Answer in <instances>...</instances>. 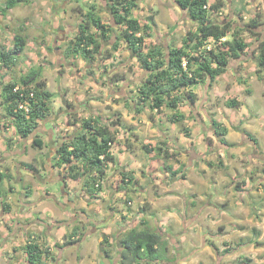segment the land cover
Segmentation results:
<instances>
[{
  "label": "rangeland",
  "instance_id": "rangeland-1",
  "mask_svg": "<svg viewBox=\"0 0 264 264\" xmlns=\"http://www.w3.org/2000/svg\"><path fill=\"white\" fill-rule=\"evenodd\" d=\"M110 2V0H22L15 7L5 9L6 0H0V50H11L16 34L25 39L23 51L9 66L0 63V156L4 151L3 146L8 151L16 140L22 142V137L16 131L14 123L4 116L1 85L18 80L30 69L40 67L42 70L38 80H43L45 88L53 93L50 100L51 111L46 119L50 121L46 123L47 127H51V121H54L58 133L64 134V137L69 139L75 136L80 128L79 123L72 125L68 122L69 118L73 120V117L82 120L90 116H98L103 121L111 118L108 123L118 118V123L126 126L117 137L118 141L112 145V151L117 159L116 162L108 165L106 171L108 181L104 186L102 184L104 194L102 197L92 195L95 198H90L85 191H81L79 195L81 198L75 203L76 207H81L99 223L110 220L109 223L113 228L118 226L127 229L135 225L140 226V220H144L146 225L143 226L160 232L162 239L158 252L161 259L152 262L143 261L142 264H264V206L262 205L264 147L263 150L256 149L255 143L248 136H244L242 140L241 135H236L234 130L235 135L227 136L231 140L229 143L234 146L232 145L230 149L225 148L219 136L213 133L214 125L211 122L221 120L226 126L236 124L235 129L239 132L241 129L251 130L257 122L260 123L259 120L251 117L255 111H264V79L257 80L255 72L250 70L252 54L248 53V49L243 53L244 55L242 54L249 57L246 59H250L247 60L249 65L246 66L243 75L246 80L250 76L254 77V83H251L250 79L247 83L250 86L247 88L254 90L252 96L246 94L245 98L244 94L240 95L237 90H231L236 75L232 71L221 75L211 88V94L208 92L210 89L208 82L204 80L199 83L194 88L198 98L196 103L183 109L196 128L193 133L194 139L193 141L184 139L182 138L184 123L168 122L171 111L167 108L160 110L145 108L137 115L133 112L135 116L131 118L134 100L132 97H136L138 85L148 73L142 69L124 41H121L118 49L114 51L111 50L114 37L101 40L103 54L107 51L112 53V57L107 59L101 58V55L93 61H87L81 56H64L67 45L74 40L80 16L92 3L96 5V13L101 16L102 22L111 25L119 32L120 27L109 12ZM139 2L144 3V7H140ZM210 2L213 3L215 0ZM137 3L139 7L134 10V16L142 24L153 23L150 29L151 36L146 39L150 46L160 45L163 48L169 44L180 46L181 39L188 31L194 32L197 29L198 24L187 12L176 9L175 0L146 2L137 0ZM221 10V16L212 15V20L222 22L227 18L243 24L258 12L262 14L261 19L264 20V0H223ZM91 30L95 31L94 28ZM242 36L251 44L249 50L252 46L256 47L255 37L248 33ZM253 56L255 59L257 51ZM230 63L234 65L233 60ZM115 78L120 79L116 81ZM233 95L235 98H244V107L247 106V109L243 111L239 108L228 109L224 101ZM123 96L128 98L127 103L122 100ZM57 97L60 99L58 98L59 103L55 105ZM242 112L245 115L242 116ZM136 119L140 123V133L134 135L131 120L136 121ZM242 122L248 125L247 128ZM40 123L42 127L43 121ZM111 126L115 128V125ZM160 129L164 134L169 135L165 147L160 145L162 139L158 134ZM127 131L130 133L128 134ZM201 134L203 138L200 140ZM18 136L19 139H16ZM256 139L259 145L264 146V133L257 132ZM144 144L150 147H163L162 150L168 152V158L165 159L164 154H158L156 150L147 152L143 147ZM164 162L171 165L173 170H179L178 166L181 164L186 166L184 176L181 177V173L172 175ZM126 163L131 164L128 170L126 167L129 164ZM33 165L38 169L39 162ZM39 170L43 174L46 173L44 165L40 164ZM49 170H51L50 166ZM15 171V167L9 164V172L14 178L11 185L16 188L13 198L10 199L12 204L9 209L12 208L13 213L17 214L22 197L27 191V182L36 184L39 180L35 176H29L27 179L24 177L22 182L16 183ZM123 172L133 176L129 187L122 188ZM187 178L193 182V190L197 194L206 193V201L214 202L218 196L221 197V214L212 208L201 214L197 212V208L192 214L179 215L193 222L192 225L189 223L185 230L184 223L176 227L165 223L162 228L160 222L162 220L166 222L168 215L166 217L161 215L160 207L150 216L151 211L147 206L157 197L173 192H185L184 180ZM81 180L74 182L67 179L68 188L77 191L78 189L75 188L83 185ZM6 184L7 180L0 187L3 193H7ZM51 188L61 194V181L53 182ZM61 205L69 207L66 202ZM59 208L60 205L55 204L54 217H52L53 212L47 209L45 213L48 217H40V219L47 223L59 219ZM38 212L40 216L41 210ZM109 212H112V215ZM117 215L119 218L113 220ZM16 217L22 221L26 219L25 215H16ZM28 218V221L35 219L31 215ZM79 224L80 230L83 229L85 232L87 220L80 221ZM31 232V228L26 232L18 230V236L11 242L17 247V250H13L11 244H5L3 236L5 232L0 231V253L12 255L11 261L13 260L14 264H25L26 255L21 247L28 241L27 237ZM39 234H37L38 240L44 233ZM2 254H0V264H5L4 260L7 256Z\"/></svg>",
  "mask_w": 264,
  "mask_h": 264
},
{
  "label": "trees",
  "instance_id": "trees-1",
  "mask_svg": "<svg viewBox=\"0 0 264 264\" xmlns=\"http://www.w3.org/2000/svg\"><path fill=\"white\" fill-rule=\"evenodd\" d=\"M21 1L6 0L5 9L13 8ZM110 1L109 12L114 22L120 27L119 32L111 25L102 22L101 16L96 13V5L92 3L80 16L74 40L67 45L64 56H81L87 61H93L101 55V58L107 59L112 57V53L107 51L103 54L101 40L114 37L111 46V50L114 51L118 49L120 42L124 41L142 69L148 73L139 83L134 98L136 113L146 107L150 110L167 108L171 111L168 116L171 122L182 121L185 113L180 111V106L183 103L192 106L198 99L196 92L192 89L204 80L211 86L216 77L227 70L232 60L239 59L249 49L251 44L242 36L245 33L255 37L257 42L255 48L257 76L261 77L264 72V20L261 19L260 12L243 24L235 23L227 18L222 22H216L211 18L212 12L222 8L223 0H215L208 8L204 6L210 0H175L178 7L187 12L198 26L196 31H188L181 39L180 46L169 44L163 48L160 45H148L146 39L151 36L150 29L153 23L142 24L134 16V10L138 8L137 0ZM92 28L95 31H92ZM24 46L25 39L16 34L13 48L8 51L0 50V63L9 66L23 51ZM41 70L40 67L32 68L18 80L1 85L4 116L14 123L16 131L22 138L31 136L40 121L45 119L51 111L50 100L53 93L45 88L43 80H38ZM245 82L244 80L243 83ZM20 103H26L28 110L20 108ZM224 105L239 107L240 101L231 97L224 101ZM68 122L72 125L79 123L80 128L75 136L69 139L63 138L61 141L57 148L56 165L64 167L65 179H82L83 189L92 197L96 190L101 189L109 163L115 161L112 145L118 139L117 130L111 125L116 126L121 123H118V118L112 123H105L97 116L82 120L73 117V120L69 118ZM212 124L214 125L212 131L215 136H219L220 142L232 146L224 138L227 128L215 120ZM184 129L188 134V130ZM241 132L253 143H257L250 132L243 129ZM32 144L42 147V141L38 135H34ZM143 147L147 152L156 150L158 154H164L165 159L169 156L161 146L150 147L144 144ZM26 165L28 169H35L32 164ZM164 165L172 175L181 173L184 167L182 165L179 170H173L171 165L165 162ZM123 175L122 188L129 187L133 176L126 172H123ZM180 175L183 177L184 173ZM10 176V172L0 170V187ZM140 224V226L128 227L122 232L119 239L118 264H142L143 261L152 262L161 259L158 252L161 234L143 226L146 225L144 220ZM76 233L77 229L73 234ZM27 239L28 241L21 247L26 255L27 263L46 264L43 258L47 259L50 256L48 247H41L36 235L34 237L30 235ZM74 241L75 239L67 237L64 244L68 245ZM108 241V238H104L102 243L105 244ZM105 253H108L107 249Z\"/></svg>",
  "mask_w": 264,
  "mask_h": 264
},
{
  "label": "crops",
  "instance_id": "crops-1",
  "mask_svg": "<svg viewBox=\"0 0 264 264\" xmlns=\"http://www.w3.org/2000/svg\"><path fill=\"white\" fill-rule=\"evenodd\" d=\"M144 1L146 2L147 0H144ZM139 5H140V7H144L143 6L144 3H142V2L141 3L139 2ZM139 5H138V7H139ZM175 7H176V9L179 8L177 4H175ZM255 48L256 47L252 46V48L250 50L248 49V53L252 54V57H251L252 62H251L249 67H250L251 71L255 72V77L257 80L258 79H264V72H262L261 77H258L257 73L255 71L257 68L256 62H255V59L253 56L255 54ZM243 55H241V57L239 59L233 60L234 65L230 63L227 70L224 73H222L216 77V79H215V81H213L212 85L209 86L210 89L208 92H210V94H211V88L214 86V84H216L218 82V79L221 77V75L228 73V71H232L236 75L234 78L235 83H233L231 90L232 91L237 90L240 95L244 94L245 98H246V96H252L254 90H249L248 88L250 86H248L247 83H248L249 79L251 80V83H254V77L250 76V78L246 80V77L243 75V72H245L246 66L249 65L247 60L250 61V59H246L249 57H245ZM241 80H243V81L245 80L246 82L243 83V82H241ZM242 85L245 88L242 87ZM194 88L192 90L194 92H196L194 90ZM261 96H262V94H261ZM231 97L235 98V95H233ZM58 98L59 97H57L56 98L57 101L54 102L55 105L57 103H59L60 98L59 99ZM132 98H135V97H132ZM241 98L242 97L236 98L240 101L239 107H227V106L226 107L230 110H234V108H239V109H241V111H243V109H247V106H246V108L244 107V104H245L244 98L243 99H241ZM122 100L125 103L128 102V98L126 99L125 96H123ZM134 100H133V107H132L133 110L131 111V113H132L131 118L138 114L134 111L135 106H136V104H134L135 103ZM61 103H62V101H61ZM186 106L190 107V105L187 103H183L180 106V111L185 113L184 119L180 122L184 123V128H186L188 130L189 135H186V131L184 129V131H182V138L190 139L191 141H193V139H194L193 133H194V129L196 130V128L193 127V125H194L193 121L191 119H189L188 114L183 110L184 107H186ZM133 112L135 113V115L133 114ZM121 113H123V112H121ZM259 113H261V114H259ZM125 115H126V113H125ZM243 115H245L244 112H242V116ZM126 117H127V115H126ZM251 118L252 119L255 118V119L259 120L260 123L257 122V124H255L251 130L246 129V131H248V132L251 131L250 133L251 134L253 133L252 135L255 136L254 138L256 139V133L257 132L264 133V129H263L264 128V111H262V110L255 111V114L253 113ZM46 119H47V117L42 120L43 121L42 127H40V124H41L40 123L39 126L36 128V130L34 131V133L31 136H29L27 138L26 137L22 138L21 143L18 140H16L14 142V144L10 145L8 151H7V148L5 150V147L3 146L4 151H3L2 155L0 156V170L1 171H5V172L8 171L9 172V164H10L11 166H14L15 170H16L15 171L16 176H17L16 183L22 182V179H24V177H25V179H27L29 176H35L36 179L39 180L38 181L39 183H36V184H32L31 182H27V184H26L27 185V187H26L27 188V191H26L27 194L25 193V196L22 197L21 207H20L19 211L17 212V214H15V213H13L12 208L9 209L10 204H12L10 202L11 201L10 199L13 198L12 195L15 194V193H13L14 189L16 191V188H14L11 185V182H13L14 178H13V176H10V177L5 179V180H7V184H6V188H7L6 192L7 193H3L4 191L3 192L0 191V231L5 232L3 234L4 239H5V244H11L13 239L16 236H18L17 235L18 230L21 229L22 232H26L27 229L30 230V228H31L32 229L31 235L33 237L35 235H36V237H39L37 235V234H39V232L44 233V235H40L41 233L39 234L41 236L40 237L41 239L38 240V243L40 244L41 247H45V246L48 247V250L50 251V256L47 259L43 258V261L46 264H117L118 254H119L118 252L120 249L119 239H120L121 233L124 232V230L126 228H119L118 226L116 228L115 227L113 228L109 223L110 220L109 221L104 220L101 223H99L95 217L89 216L85 212V210H83L81 207H79V206L76 207L75 203L79 200V198H81V197H79L81 191H85V189L82 188L83 185H79L77 188H75V189H78L77 191L76 190H70L68 188L69 184L66 181L67 179H65L63 176L64 167H59L56 165V160L58 158L57 148L60 146L61 141L65 137H64V134L58 133V127L57 126L54 127V123H53L54 121H51V123H52V125H50L51 127H47L46 123L50 122V121H47ZM110 119L111 118H106L105 121H103V120L102 121L105 123H108V120H110ZM122 119H124V118L122 117ZM167 120H168V122H171L169 117ZM131 121H132L131 127L133 129L132 134L137 135L138 133H140V131H139L140 123L138 122L137 119H136V121L135 120H131ZM217 122L224 125L223 123H221V120H217ZM171 123H175V122H171ZM176 123H178V122H176ZM242 124L244 127L247 128L248 125L247 126L244 125L246 123L242 122ZM224 126L227 128V133L225 134L224 138L228 143H229V141H231L227 137L228 134L235 135V131H236V135L240 134L241 135L240 137H242V140L244 139V136H245L244 133L239 132V131H237V129H235V126H237L236 124L232 125V126H229V125L228 126L224 125ZM125 128H126V126L123 123H121V125H116L115 126V129L117 130L116 136L118 137L120 135V132H123L125 130ZM127 128H129V127H127ZM129 129H131V128H129ZM198 129H199V131L201 130L199 126H198ZM243 130H245V129H243ZM127 133L129 134L130 132L127 131ZM35 134L38 135L39 139L42 141V147H37V146H34L32 144V140H33V137ZM158 134L160 136H162V139L160 140L161 141L160 145L163 147L167 146L169 135L167 133L164 134L162 132V129H160L158 131ZM202 138H203V134H201L200 140ZM16 139H19V136ZM232 145L234 146V144H232ZM233 146L225 145V148L230 149ZM255 146H256V149H258V150H260L261 148L263 150V147H264L263 145H259L258 141L255 144ZM239 149H241V148H239ZM116 159L117 158L115 157L114 162H116ZM199 161H201V159H199ZM35 162H39V165L38 166L36 165L38 169H36V168L35 169H28L26 164H32L33 165ZM40 164L44 165V170L46 171L45 174H43V172L41 170H39ZM128 164L126 163V165H128L126 167L127 170L129 169V166L131 165L130 163H128ZM49 166H50L51 170H49ZM181 166H182V164L179 165L178 168ZM185 167L186 166L183 167L181 173L186 172ZM106 171H107V169H106ZM56 180L61 181V185H62L61 194L59 192L56 193L55 189L53 188V190H54L53 191L51 188L53 182H55ZM68 180H69V178H68ZM70 180L75 182V180H72V179H70ZM107 181H108V179L105 176L104 180L102 181L103 186L105 185V183ZM184 181H185V185H186L185 186V192H181V193L173 192V193L166 195V196L157 197L156 199L150 201L149 206H147V208H149L151 211L149 213L150 216L154 215L156 212V209L160 208V207H161V211L159 213L161 215H164L165 217L168 215L167 216L168 218H166V220L167 221L171 220L172 222H170V221L164 222L162 220L160 222V226L162 228L164 227L163 225L165 223H170V225H173L174 227H176V225H179L181 223L183 225V223H184V230H185L187 225L189 223H191V225H192L193 222H189L184 217H181V216L179 217V215L185 216L188 214H192L195 211V209H197V208H198L197 212H200L201 214H203L204 211H207V209H211V208L215 209V211L218 214L219 213L221 214V197L218 196L217 199L214 200V202H212V200L206 201L205 200V195H206L205 192H201L200 195L197 194V192H195L193 190L194 189L193 188L194 187L193 182H191L188 178ZM3 183H2V185H3ZM208 186H209V184H208ZM67 189H69V190H67ZM75 193H76V196H75ZM86 194L88 197L91 198V196L87 192H86ZM102 194H104L103 188L94 192L95 196H101L102 197ZM92 198H95V197H92ZM256 198H257V195H256ZM65 202L69 206L68 208L65 207L64 205H61V204H65ZM130 203H131V201H130ZM55 204L60 205V208H59L60 209V212H59L60 218L54 219L55 221H51L50 223H47V222L41 220L40 217H43V218L48 217V215L45 213V210H47V209L49 211L53 212L52 217H54V214L56 213ZM262 205L264 206V203ZM262 205L260 208L261 210L263 209ZM38 210H41L40 216H38V213H39ZM97 211H100V210L97 209ZM111 213L112 212H109L110 215H112ZM206 214H208V212ZM16 215H18V216L19 215H21V216L25 215L26 219H24V221H22L18 217H16ZM29 215H31L32 217H35V219L33 218V220L28 221ZM119 215H117L115 218H113V220L118 219ZM143 216H145V215H143ZM164 216H162V217H164ZM83 220H87V224L85 227L87 230H85V232L83 231V229L81 231L79 228V225H80L79 222L83 221ZM111 220H112V218H111ZM140 221H142V220H140ZM84 222H86V221H84ZM33 225H34V227H32ZM76 229H77V233L73 234V232ZM45 230H46V232H45ZM33 231H36V233ZM82 232H84L83 235H82ZM67 237H71V238L75 239V241L73 243L65 245L64 242L66 240L65 238H67ZM104 238H108V240H109L108 243H105V244L102 243ZM56 244H58V245H56ZM15 248H17V247L12 245V249L15 250ZM105 249H107L108 253H105ZM0 254H2V253H0ZM2 255L7 256L4 253ZM3 258L5 259V257H3ZM12 258H13L12 255H8L6 257V260H4V261H6L5 264H14V262H12L13 260L11 261ZM24 263L28 264L26 261V258H24Z\"/></svg>",
  "mask_w": 264,
  "mask_h": 264
},
{
  "label": "built area",
  "instance_id": "built-area-1",
  "mask_svg": "<svg viewBox=\"0 0 264 264\" xmlns=\"http://www.w3.org/2000/svg\"><path fill=\"white\" fill-rule=\"evenodd\" d=\"M210 3H211V2L209 1L208 4L205 5L204 7H205V8H208L209 5H210ZM221 14H222V10H221V9L212 12V15L221 16ZM183 64L185 65V61H184ZM19 107H20V108H24L26 111L28 110V107H27V104H26V103H20V104H19Z\"/></svg>",
  "mask_w": 264,
  "mask_h": 264
}]
</instances>
